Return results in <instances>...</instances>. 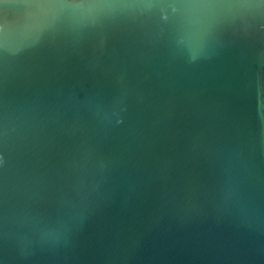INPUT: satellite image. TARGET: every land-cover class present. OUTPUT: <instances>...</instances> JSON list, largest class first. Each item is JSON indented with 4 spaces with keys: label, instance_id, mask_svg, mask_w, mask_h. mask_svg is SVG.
I'll return each instance as SVG.
<instances>
[{
    "label": "water",
    "instance_id": "1",
    "mask_svg": "<svg viewBox=\"0 0 264 264\" xmlns=\"http://www.w3.org/2000/svg\"><path fill=\"white\" fill-rule=\"evenodd\" d=\"M0 264H264V0H0Z\"/></svg>",
    "mask_w": 264,
    "mask_h": 264
}]
</instances>
